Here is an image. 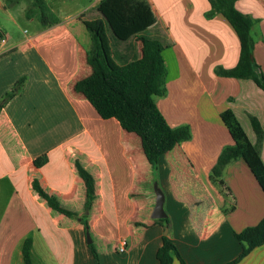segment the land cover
<instances>
[{
	"label": "crops",
	"instance_id": "obj_1",
	"mask_svg": "<svg viewBox=\"0 0 264 264\" xmlns=\"http://www.w3.org/2000/svg\"><path fill=\"white\" fill-rule=\"evenodd\" d=\"M45 2L57 23L43 27L27 18L28 3L22 1L20 15L37 24L18 39L0 42V101L26 77L0 110V264H24L26 237L31 264H94L90 242L98 264H156L164 235L185 264L234 260L242 250L235 234L264 216V191L242 158L222 172L225 193L211 184L210 169L232 143L219 114L233 112L248 140L258 145L264 165V90L249 78L216 72L238 60L239 40L230 23L221 13L205 15L208 0H128L134 15L128 21L95 9L101 0H84L73 12L69 0ZM235 7L253 20V58L264 72V0H236ZM0 8L10 15L2 0ZM89 12L106 19L120 38L146 30L163 44L166 93L156 104L171 126L187 124L191 130L190 139L158 161L155 181L164 194L166 226L151 217L154 180L139 137L115 118L100 117L74 90L91 71L89 34L79 18ZM253 118L262 129L260 141ZM43 155L46 161L36 166L34 159ZM76 161L94 181L90 242L78 220L50 208L31 187L36 179L64 207L81 214L84 183ZM171 264L179 260L174 257ZM234 264H264V243Z\"/></svg>",
	"mask_w": 264,
	"mask_h": 264
},
{
	"label": "trees",
	"instance_id": "obj_2",
	"mask_svg": "<svg viewBox=\"0 0 264 264\" xmlns=\"http://www.w3.org/2000/svg\"><path fill=\"white\" fill-rule=\"evenodd\" d=\"M7 1L11 4L14 0ZM235 1L208 0L210 9L205 15L211 17L221 13L236 32L240 45L236 64L231 68L218 67L216 72L226 77L249 78L264 90V72L253 58L254 40L250 33L253 20L235 7ZM128 6V0H101L95 9L100 11L104 8L111 15L128 21L134 16ZM25 16L35 17L43 27L59 21L58 17L50 12L45 0H30V5L25 9ZM81 20L90 39L86 62L91 71L86 77L74 83V90L86 97L100 117L115 118L122 129L139 137L155 181L160 156L170 151L177 143L191 137V130L187 124L171 126L156 104L155 98L166 93L167 71L161 56L163 44L146 30L135 32L127 38H120L111 29L109 22L102 17ZM2 39L4 34L0 31V40ZM25 79V76L20 77L5 93L0 101V110L8 99L22 89ZM219 115L232 143L221 149L210 169L211 184L225 193L227 186L222 178V172L231 161L242 158L264 191V165L260 159L258 145H253L248 140L230 109L221 111ZM252 127L260 141L262 129L255 118L252 119ZM45 161L46 157L43 155L34 159V164L40 166ZM75 165L84 183L81 214L64 207L58 198L47 193L36 179H32L31 187L50 208L78 220L87 231L88 212L95 198L94 181L91 174L78 161ZM153 221L167 225V217ZM235 235L241 243L242 250L234 260L226 264L236 263L251 249L264 243V216L257 224L247 226ZM88 246L93 254L94 264H98L93 244L90 242ZM30 248L31 238L26 237L22 243L24 264H31ZM174 257L179 260V264H185L175 244L164 235L162 244L156 252V264H171Z\"/></svg>",
	"mask_w": 264,
	"mask_h": 264
},
{
	"label": "rangeland",
	"instance_id": "obj_3",
	"mask_svg": "<svg viewBox=\"0 0 264 264\" xmlns=\"http://www.w3.org/2000/svg\"><path fill=\"white\" fill-rule=\"evenodd\" d=\"M22 1H26L28 3V6L30 5V0ZM22 1H20L21 3L18 2L14 4V6L10 7V4L7 0H2L3 3L7 4V7L9 8L8 12L11 15H8L6 11L0 8V31L4 33V37H6L8 41H10L11 39L15 40L20 38L25 33V31L31 30L34 25L37 24V21L35 19L33 21H29L28 19L20 15L19 9L22 4ZM82 1L84 0H69L70 7L68 11L73 12L75 7L79 3H82ZM92 17H94L92 12L79 16V18L81 19H88ZM154 182L156 181L152 182V186Z\"/></svg>",
	"mask_w": 264,
	"mask_h": 264
},
{
	"label": "water",
	"instance_id": "obj_4",
	"mask_svg": "<svg viewBox=\"0 0 264 264\" xmlns=\"http://www.w3.org/2000/svg\"><path fill=\"white\" fill-rule=\"evenodd\" d=\"M153 190L155 193V205H154L151 217L157 218V219L164 218V217H166V213L163 209L164 194L161 191V189L159 188L157 182L153 183ZM166 231H167V227H165V232ZM86 238H87L88 242L91 241L88 231H86Z\"/></svg>",
	"mask_w": 264,
	"mask_h": 264
},
{
	"label": "built area",
	"instance_id": "obj_5",
	"mask_svg": "<svg viewBox=\"0 0 264 264\" xmlns=\"http://www.w3.org/2000/svg\"><path fill=\"white\" fill-rule=\"evenodd\" d=\"M1 41H3V39L0 40V42H1ZM125 243H126V242H125L124 240L121 241L120 248H119L120 251H123V250L125 249Z\"/></svg>",
	"mask_w": 264,
	"mask_h": 264
}]
</instances>
